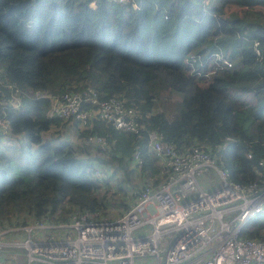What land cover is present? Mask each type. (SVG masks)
<instances>
[{
	"label": "trees",
	"instance_id": "1",
	"mask_svg": "<svg viewBox=\"0 0 264 264\" xmlns=\"http://www.w3.org/2000/svg\"><path fill=\"white\" fill-rule=\"evenodd\" d=\"M212 52L231 64H201ZM193 54L202 57L194 71L186 64ZM11 84L28 93L16 92L18 105L10 103ZM88 87L138 110V129L92 119L79 137L97 133L109 147H73L71 124L49 116L47 98L29 97ZM0 109L8 124L0 135V229L23 224L20 214L60 220L121 208L95 167L120 170V192L138 178L157 184L162 167L147 150L150 130L177 153L202 145L233 181L260 185L264 0H0ZM136 149L141 165L132 163ZM240 234L264 238V211Z\"/></svg>",
	"mask_w": 264,
	"mask_h": 264
},
{
	"label": "built area",
	"instance_id": "2",
	"mask_svg": "<svg viewBox=\"0 0 264 264\" xmlns=\"http://www.w3.org/2000/svg\"><path fill=\"white\" fill-rule=\"evenodd\" d=\"M254 52L261 56L258 41ZM199 58L194 54L186 58L192 71ZM204 61H212L214 68L231 64L220 52H212L200 63ZM9 86L10 103L18 105L16 92L28 93L15 84ZM29 97L47 98L49 116L71 124L76 141L88 151L109 147L97 133L79 137L92 119L110 122L125 132L139 126L138 110L115 97L100 96L90 87L62 95L35 91ZM7 132L0 109V135ZM147 150L164 173L157 184L138 178L137 187L127 185L120 192L122 172L96 165L94 177L101 186L107 183L106 196L120 198L125 205L107 213L75 211L60 220L34 217L25 221L24 214L17 215L16 221L23 224L0 229V264H264V238L240 234L248 220L264 211V174L260 185L235 182L208 148L193 146L177 153L154 130L148 133ZM132 163H143L138 149Z\"/></svg>",
	"mask_w": 264,
	"mask_h": 264
},
{
	"label": "crops",
	"instance_id": "3",
	"mask_svg": "<svg viewBox=\"0 0 264 264\" xmlns=\"http://www.w3.org/2000/svg\"><path fill=\"white\" fill-rule=\"evenodd\" d=\"M71 134L69 135L70 136V140H71V145L73 146V147H77V145L79 144L77 141H76V139H75V136H74V132H73V130H72V128H71ZM92 153V152H91ZM5 237L6 238H11L12 237V234H8V235H5Z\"/></svg>",
	"mask_w": 264,
	"mask_h": 264
},
{
	"label": "rangeland",
	"instance_id": "4",
	"mask_svg": "<svg viewBox=\"0 0 264 264\" xmlns=\"http://www.w3.org/2000/svg\"><path fill=\"white\" fill-rule=\"evenodd\" d=\"M3 143H5V141H3ZM208 175H209V176H211V175L213 176L214 174L211 173V174H208ZM15 222H16V221H15ZM4 235H8V234L4 233ZM4 235H3V236H4ZM11 240H13V239H9L8 241H11ZM16 240H17V239H16ZM11 261H12V260H10V262H11Z\"/></svg>",
	"mask_w": 264,
	"mask_h": 264
}]
</instances>
